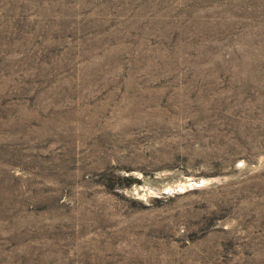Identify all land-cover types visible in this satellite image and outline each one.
<instances>
[{
  "label": "rangeland",
  "instance_id": "rangeland-1",
  "mask_svg": "<svg viewBox=\"0 0 264 264\" xmlns=\"http://www.w3.org/2000/svg\"><path fill=\"white\" fill-rule=\"evenodd\" d=\"M0 264H264V0H0Z\"/></svg>",
  "mask_w": 264,
  "mask_h": 264
}]
</instances>
